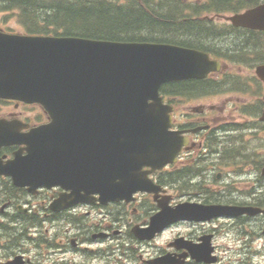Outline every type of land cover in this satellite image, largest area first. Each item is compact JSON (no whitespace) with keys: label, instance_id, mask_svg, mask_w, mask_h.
Returning <instances> with one entry per match:
<instances>
[{"label":"water","instance_id":"obj_1","mask_svg":"<svg viewBox=\"0 0 264 264\" xmlns=\"http://www.w3.org/2000/svg\"><path fill=\"white\" fill-rule=\"evenodd\" d=\"M230 20L264 29V4ZM208 67L204 53L176 46L0 32V97L37 101L52 118L27 140L1 136L0 143H26L28 153L0 162V173L11 174L18 186L70 189L55 201V210L83 195L100 193L108 200L136 188L145 181L141 167L171 161L167 151L176 142L167 131V107L157 100L149 104L148 97L168 75ZM175 211L170 220L232 214L214 205L182 204ZM169 213L164 207L158 217Z\"/></svg>","mask_w":264,"mask_h":264},{"label":"rangeland","instance_id":"obj_2","mask_svg":"<svg viewBox=\"0 0 264 264\" xmlns=\"http://www.w3.org/2000/svg\"><path fill=\"white\" fill-rule=\"evenodd\" d=\"M119 1L121 3L125 2V0ZM104 2L111 4L107 1ZM62 3L65 5L71 3V1L63 0ZM10 4H14L12 0H0V15L4 16L7 27L22 32L21 23L27 19L33 27L28 22L24 24L30 25L31 30L35 28L37 31L42 32L54 31L50 25L37 24V22L43 23L47 19L49 11L46 7H53L55 1L29 0V5L24 4L22 11L17 7L3 8V6ZM37 13H40V16ZM205 29L208 32H217L214 35H208L209 37H206L202 41L207 49L215 50L216 54H229V51L234 53L237 49L241 50L245 52L243 56H246V59L249 60L252 66L249 68L245 66L246 63H237L230 69L232 74L235 73L238 76L236 80L241 84L242 90L230 91V86H227L228 84L225 83L227 84L226 86L222 85L220 88L214 87L212 90L209 87L202 88L201 95L189 93L185 94V96H175V98L173 96L174 101L177 103L174 113V118L177 122L183 120H192L194 122L198 116L195 115L193 110L198 106L202 108L204 106L216 107L215 113L207 114V118H200L197 122L210 120V130L203 131L200 134L201 136L204 134L206 137L209 133L213 132L212 137L216 136L218 143L215 145V141L212 142V146L216 147L214 149L215 152L201 160L197 174L190 178L189 176L180 178L179 182L175 181L170 184L183 188L185 193L183 201H208L213 203L250 202L254 206L257 203L264 205V180H261V183L258 181L262 177L260 175V167L264 163V131L257 130L256 128L243 130V128L237 126V124L252 122L251 119L243 117L239 109L245 105H249L248 101L252 98V95L261 98L264 92V84L254 74L256 62L253 61V54L261 58L264 57V50L258 45L261 40L260 38L252 37L250 32L231 30L225 20L218 18L214 20L213 24L205 26ZM155 37L159 38L160 36L156 35ZM261 37L264 40V36ZM175 40L184 42L183 39L177 38ZM252 75H254L253 79ZM216 79L221 80L224 78L219 75ZM257 82L260 84H257ZM171 90L174 91V87ZM173 93L176 95L178 91L176 90ZM202 95L206 98H200ZM232 123L234 125L228 126V124ZM224 149L231 151L230 154L223 155L222 151ZM199 151L200 148L197 149L195 158H198ZM223 156L225 159L228 157L234 158L230 161H225ZM1 187L3 191L0 197L3 193H10L6 181L0 180V189ZM19 197L20 195L18 196L17 194V196L12 198L17 199ZM80 211L85 215L84 212L87 211V208L81 207ZM131 213L132 211H130L129 216L127 214L120 216V221L127 224ZM89 215H85L84 219L85 223L91 226L102 220L105 222L109 221L106 213H95L91 210ZM46 227L49 228V226ZM57 227L59 230L64 231L68 228V224L61 221ZM182 227V223H180L166 230L160 239L177 230L184 231L185 233L194 232V235H201L205 232L212 234L211 244L213 247L215 245L218 253L221 255L219 264H264V216L258 214L246 218L237 217L232 221H229L228 217H220L216 222L209 224ZM111 228L114 230V234L120 233H115L116 230H119L116 226H112ZM71 234H77V231L73 230ZM130 244L134 246L136 243L130 242ZM86 246L90 247L91 244H87ZM95 246L93 245V247ZM140 246L143 247L142 245ZM134 248L137 250L136 247ZM136 254L134 256L135 260L138 264H142L140 258H143L145 253L137 251ZM128 260H124V264H128ZM193 264L204 263L193 262Z\"/></svg>","mask_w":264,"mask_h":264},{"label":"flooded vegetation","instance_id":"obj_3","mask_svg":"<svg viewBox=\"0 0 264 264\" xmlns=\"http://www.w3.org/2000/svg\"><path fill=\"white\" fill-rule=\"evenodd\" d=\"M22 1L24 0H12L14 4H20ZM0 102L5 104L0 106V117L26 119L24 110H21V103L13 102L9 107L10 101L0 99ZM10 152V147H0V156L7 155ZM5 178L0 176V179ZM59 190L57 188L52 190L39 188L37 193L29 195L26 193V189H21L26 195L17 199L9 197V194H2L0 197V227H3V229L0 230V238L2 240L0 264H95V262L106 259L99 254L93 257L88 251H84L88 249L86 245L89 244L90 239L86 223L79 224L81 221H78L73 225V227L77 226V235L70 234L69 229L64 232L59 231L57 221L61 215L48 208L49 202ZM16 200L28 209L26 212L21 213L22 218L14 217L19 216V214L14 212L16 209L14 201ZM138 213L139 211L136 209V215ZM135 219L136 223L142 225L146 222L143 214L139 215V218L135 217ZM23 226H33L34 230L26 234V229ZM46 226H49V228ZM111 227L112 225L109 223H100L98 231H104L109 236L112 234L117 235L113 233L114 230ZM116 227L119 230H116L115 233L122 232L120 225ZM18 231L22 233L19 234ZM59 235H63L59 238L60 247L53 245L54 247L52 248L51 246L50 248L47 246L56 244ZM28 239L32 241L31 245L27 244ZM72 239H74V246ZM63 245H67L68 249L61 247ZM72 249H79V251L75 254ZM94 258L97 261L92 260ZM15 259H18V262L15 263ZM109 263L111 262L106 261L105 264Z\"/></svg>","mask_w":264,"mask_h":264},{"label":"trees","instance_id":"obj_4","mask_svg":"<svg viewBox=\"0 0 264 264\" xmlns=\"http://www.w3.org/2000/svg\"><path fill=\"white\" fill-rule=\"evenodd\" d=\"M24 1V4L29 5L28 0ZM208 1V6L194 4L193 11H211L216 9L217 5L237 10L249 4L242 0ZM128 2L127 6L108 4L104 0H76L65 5L58 2L47 8V18L60 27L63 26L69 31L67 34L93 38L171 42H178L175 40L178 38L183 39L184 43L198 45L209 37L201 28L203 25L200 19L175 17V0ZM37 15L40 16V13ZM156 35L160 37L156 38Z\"/></svg>","mask_w":264,"mask_h":264},{"label":"bare ground","instance_id":"obj_5","mask_svg":"<svg viewBox=\"0 0 264 264\" xmlns=\"http://www.w3.org/2000/svg\"><path fill=\"white\" fill-rule=\"evenodd\" d=\"M233 47V46H232ZM251 58V57H250ZM215 171V170H214Z\"/></svg>","mask_w":264,"mask_h":264}]
</instances>
